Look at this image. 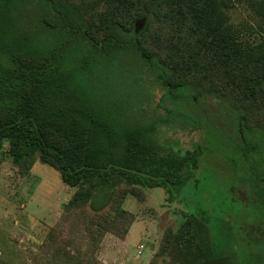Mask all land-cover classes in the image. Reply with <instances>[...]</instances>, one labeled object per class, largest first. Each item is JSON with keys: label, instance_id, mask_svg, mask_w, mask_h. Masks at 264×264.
Instances as JSON below:
<instances>
[{"label": "trees", "instance_id": "obj_1", "mask_svg": "<svg viewBox=\"0 0 264 264\" xmlns=\"http://www.w3.org/2000/svg\"><path fill=\"white\" fill-rule=\"evenodd\" d=\"M244 2L259 21L253 39L229 23L232 0H0V153L7 143L6 156L25 171L38 157L74 190L58 222L70 239L51 231L40 246L51 262L91 264L78 242L94 256L106 235L124 240L135 221L126 198L142 203L144 191L160 188L172 201L204 154L165 151L142 103L133 111V99L101 87L120 52L157 69L166 94L184 92V108L216 99L235 137L234 170L250 188L245 200L264 220V0ZM134 83L143 90L144 80ZM183 217L175 239L198 257V222ZM209 259L221 262L217 252Z\"/></svg>", "mask_w": 264, "mask_h": 264}, {"label": "rangeland", "instance_id": "obj_2", "mask_svg": "<svg viewBox=\"0 0 264 264\" xmlns=\"http://www.w3.org/2000/svg\"><path fill=\"white\" fill-rule=\"evenodd\" d=\"M232 1L229 23L240 31L242 38L253 39L248 32L250 28L258 30L259 21L244 0ZM118 56L117 64L100 76L101 87L113 86L111 91L117 98L133 99L131 105L141 102L142 106L132 105L133 111L141 107L147 123L155 128L156 141L165 151L183 155L202 146L204 154L198 169L189 175L182 189L172 192V201H167L165 191L160 188L144 191L142 203L131 196L126 198L123 209L133 214L135 221L116 253L112 252L110 263L124 264L122 261L127 257L126 264H146L154 250L151 259L155 255L156 264H189L188 260L211 264L209 257H214L216 252L221 258L217 264H264V220L245 200L244 193L250 188L243 184L231 162L233 156L228 143L235 137L228 136L229 116L216 106L217 101L212 97L184 108V92L166 94L156 79L157 69H147L130 51L120 52ZM138 79L144 80L143 90L134 85ZM204 109L208 112L204 115L205 124L200 115ZM184 112L187 118L182 115ZM210 128L221 133L213 130L207 137ZM6 150L7 143L0 153V264H62L51 262L50 255L44 254L40 246L51 231L65 241L70 239L68 233H58V222L62 206L74 190L38 157L25 171L11 162ZM188 212L198 222L195 242L203 248L198 257L194 251L192 257L187 256L185 247H178L179 240L175 239ZM77 244L82 261L90 259L91 264H103L98 260L99 249L92 256L87 242ZM77 244L71 241L67 246L74 256H77L74 249ZM57 245L61 246L59 240Z\"/></svg>", "mask_w": 264, "mask_h": 264}, {"label": "crops", "instance_id": "obj_3", "mask_svg": "<svg viewBox=\"0 0 264 264\" xmlns=\"http://www.w3.org/2000/svg\"><path fill=\"white\" fill-rule=\"evenodd\" d=\"M147 234H148V232H147ZM125 239H126V237H125ZM124 240L117 239L112 235H106L104 237L103 241L101 242V245L99 248L98 260L101 261L103 264H111L110 259L112 256V252L116 253V251L118 250V247L120 245V242H123ZM153 254H154V250L152 251L151 255L147 258L146 264H148V262L150 261ZM122 262L124 264H126L128 262V258L127 257L124 258Z\"/></svg>", "mask_w": 264, "mask_h": 264}, {"label": "built area", "instance_id": "obj_4", "mask_svg": "<svg viewBox=\"0 0 264 264\" xmlns=\"http://www.w3.org/2000/svg\"><path fill=\"white\" fill-rule=\"evenodd\" d=\"M141 248H142V246H141Z\"/></svg>", "mask_w": 264, "mask_h": 264}]
</instances>
